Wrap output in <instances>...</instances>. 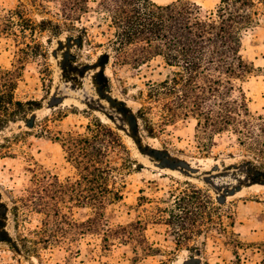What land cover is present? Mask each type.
I'll return each instance as SVG.
<instances>
[{
    "label": "trees",
    "instance_id": "16d2710c",
    "mask_svg": "<svg viewBox=\"0 0 264 264\" xmlns=\"http://www.w3.org/2000/svg\"><path fill=\"white\" fill-rule=\"evenodd\" d=\"M28 1L42 7L50 18L36 23L22 5L0 14V38H11L19 55L17 66L0 69V132L18 121L34 126L28 115L39 105L16 100L14 94L23 62L31 57L45 60L34 34L68 32L77 49L92 48L88 27L82 22L92 13L100 22L98 27L106 28L100 35L106 38L104 57L112 59V68H138L160 59L168 70L160 81L145 85L144 105L135 114L149 137L165 134V128L176 121L192 119L200 150L208 151L215 136L230 134L244 156L251 158L252 169L264 174V115L251 114L242 87L254 72L241 46L242 33L257 23L255 0H221L205 19L189 0L167 5L151 0ZM259 3L264 7V0ZM98 47L103 44H95ZM152 116H157V122ZM50 122L44 119L36 125L38 135L59 144L73 175L59 179L46 170H30L32 176L11 199L16 246L39 264H72L80 256V243L88 237L99 240L102 252L117 243L131 246L135 259L157 253L147 242L141 221L112 226L106 218L107 207L122 202L126 176L134 165L120 136L99 120L82 132L54 131ZM22 137L5 138L0 154H8ZM169 194V206L157 207L160 215L154 220L170 230L177 247H188L205 231L228 234L231 216L207 192L185 183ZM146 199L140 196L139 203ZM74 209L87 210L86 219L75 220ZM29 213L41 215L42 220L35 229L20 231ZM55 249L67 256L45 263L43 255Z\"/></svg>",
    "mask_w": 264,
    "mask_h": 264
},
{
    "label": "rangeland",
    "instance_id": "374dc122",
    "mask_svg": "<svg viewBox=\"0 0 264 264\" xmlns=\"http://www.w3.org/2000/svg\"><path fill=\"white\" fill-rule=\"evenodd\" d=\"M167 5L182 0H151ZM205 19L214 13L221 0H189ZM257 23L242 33L241 54L253 64L254 72L242 84L253 116L264 115V7L255 0ZM23 6L28 17L38 23L50 18L42 7L28 0H0V14ZM50 10L52 4H49ZM93 47L77 49L68 32L53 36L36 32L34 40L41 44L45 60L31 57L23 62L15 98L33 101L39 109L30 111L24 122L8 123L0 132L5 138L23 135L0 154V264H39L16 246V231L11 213V199L18 196L32 176L31 169L46 170L59 179L73 175L58 143L38 135L36 125L50 119V128L61 132H82L89 123L99 120L121 138L133 161L126 176L122 202L107 207L106 218L112 226L141 221L147 242L157 250L152 256H139L131 246L115 243L102 252L100 242L90 237L80 245V256L72 264H260L264 260V174L248 164L230 134L213 138L208 151L200 150L195 139L196 122L179 120L165 128V134L149 137L135 118L144 105L145 85L160 81L168 73L160 59L138 68H112V59L104 57L106 38L100 35L105 26L95 14L82 18ZM95 44L103 47L95 48ZM23 47L22 45L19 48ZM18 48L11 38H0V69L18 65ZM117 72V73H116ZM157 122V116H152ZM185 183L207 192L215 205L227 210L232 226L228 234L215 230L195 236L188 247H177L170 230L158 224L157 207L169 206L175 187ZM174 187V188H173ZM140 196L147 198L139 203ZM162 200V201H160ZM85 209H74L72 217L84 220ZM41 215L29 213L22 230L39 226ZM67 256L55 249L45 253L43 261L54 263Z\"/></svg>",
    "mask_w": 264,
    "mask_h": 264
}]
</instances>
